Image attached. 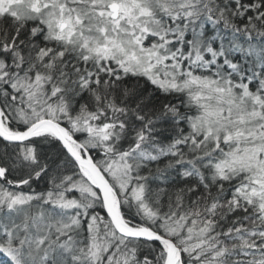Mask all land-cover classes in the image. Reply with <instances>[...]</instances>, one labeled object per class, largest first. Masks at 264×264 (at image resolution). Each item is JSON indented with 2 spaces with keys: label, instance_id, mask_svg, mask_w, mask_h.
Masks as SVG:
<instances>
[{
  "label": "snow or ice",
  "instance_id": "1",
  "mask_svg": "<svg viewBox=\"0 0 264 264\" xmlns=\"http://www.w3.org/2000/svg\"><path fill=\"white\" fill-rule=\"evenodd\" d=\"M0 264H264V0H0Z\"/></svg>",
  "mask_w": 264,
  "mask_h": 264
},
{
  "label": "trees",
  "instance_id": "2",
  "mask_svg": "<svg viewBox=\"0 0 264 264\" xmlns=\"http://www.w3.org/2000/svg\"><path fill=\"white\" fill-rule=\"evenodd\" d=\"M36 185H34V187H35Z\"/></svg>",
  "mask_w": 264,
  "mask_h": 264
}]
</instances>
